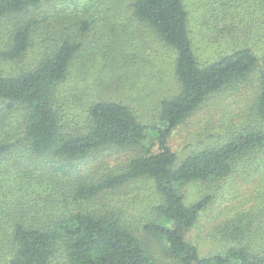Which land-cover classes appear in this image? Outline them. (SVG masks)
<instances>
[{
	"label": "trees",
	"instance_id": "trees-1",
	"mask_svg": "<svg viewBox=\"0 0 264 264\" xmlns=\"http://www.w3.org/2000/svg\"><path fill=\"white\" fill-rule=\"evenodd\" d=\"M186 1L0 0L8 34L1 57L40 55L31 69L0 72L7 121L0 200L9 201L12 183L25 197L10 208L9 228H0L6 264H166L144 233L173 264H264V21L253 9L263 10L264 0L215 1L218 33L207 58L199 55ZM124 10L175 53L179 91L159 101L156 124L114 98L91 103L82 124L60 108L58 88L88 63L97 45L92 33L109 30ZM208 102L222 110L223 120L210 122L214 142L179 162L171 136ZM142 180L153 182L159 205L153 219L138 223L118 199ZM195 183L209 192L187 204L181 190ZM203 222L210 237L230 246L202 256L187 235Z\"/></svg>",
	"mask_w": 264,
	"mask_h": 264
},
{
	"label": "rangeland",
	"instance_id": "rangeland-1",
	"mask_svg": "<svg viewBox=\"0 0 264 264\" xmlns=\"http://www.w3.org/2000/svg\"><path fill=\"white\" fill-rule=\"evenodd\" d=\"M215 1H186L192 18V35L201 49L199 55L203 58H207L208 54L213 55L212 49L214 47L211 44L218 33L216 26L219 20H214L215 15L212 11V5ZM81 5H83V2ZM253 9L255 18H258V23L261 25L264 19L260 21L259 17L264 14V6L263 10L256 11L255 6ZM115 11L117 10L114 9L112 14ZM111 25L109 30H102L101 34L94 32L89 37L97 43L95 51L89 56V61L82 68V71L77 73L79 67H74L71 76L59 86L56 101L61 105L60 108H63L67 116H71V118L75 116L80 123L84 124L91 103L101 98L122 99L136 108L143 122L148 125L156 124L159 101L164 97L175 96L179 91L175 74L176 55L160 41L152 29L133 21L126 10L123 11L122 16L117 13L115 18L111 20ZM253 35L255 40H252L256 43L257 34L254 32ZM7 40V28L5 26L0 27L1 73L15 74L36 66L40 58L36 50L30 52L22 62L4 60L1 57V51ZM215 103L208 102L207 107L189 118L187 122L173 132L170 143L178 155L179 162L185 160L191 153L214 142L213 138L217 130L212 131L213 126L210 125V122L215 123L223 120L222 110L213 111L216 107L214 106ZM0 117L4 120L3 123L0 118L1 131V127L4 124L6 125L5 122L7 121L2 115ZM13 124L17 125L15 121ZM6 129L8 130L7 127ZM153 134L154 136H152L155 138L156 133ZM12 135L18 137L13 133ZM13 174L17 176L15 171L5 175L8 181H12ZM33 176H27L24 179L28 182L33 181ZM9 189V201L3 202L0 200V219H3L0 228H9L8 214L10 208L12 206L15 208L17 202L25 198L24 193L19 191L20 188H17L15 184L12 183ZM205 192L207 193L209 190L196 183L186 185L181 190L187 204L199 201ZM118 200L120 206L138 223L149 222L153 219L155 209L159 205V198L155 192L153 182L150 180H142L130 186L129 189L124 191L122 198ZM225 204L227 205L228 202H225ZM244 206H248V203ZM214 214L219 215L215 212ZM218 218L220 217L218 216ZM206 229H209V227H204L203 222L200 224V228L192 230L187 235L188 240L199 245L202 256L215 255L230 246L229 242L210 237L208 235L209 230ZM5 238L1 232L0 264H6V261L10 258L9 245L7 238L4 241ZM142 239L148 243L158 260L166 264H173L167 258L164 249L153 237L144 233ZM255 245L258 244L255 243Z\"/></svg>",
	"mask_w": 264,
	"mask_h": 264
}]
</instances>
